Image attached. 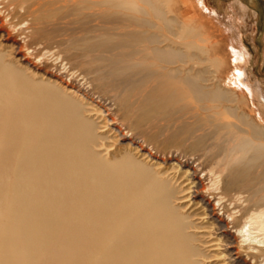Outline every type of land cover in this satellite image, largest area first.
I'll return each mask as SVG.
<instances>
[{
    "label": "bare ground",
    "instance_id": "6f19581e",
    "mask_svg": "<svg viewBox=\"0 0 264 264\" xmlns=\"http://www.w3.org/2000/svg\"><path fill=\"white\" fill-rule=\"evenodd\" d=\"M28 1L5 0L2 4L5 9L12 7L15 19L18 10L33 9L35 13L50 7L53 0L43 1L39 9L26 6ZM145 1L154 8L155 18L164 20L160 7ZM120 6L128 12L124 16L127 20L152 23L147 13H142L145 18L141 19L131 15V10L136 12L131 2H120ZM150 39L154 54L145 55L140 62L148 63L157 55V63L148 64L166 69L168 64L184 61L186 54L175 46L159 48L168 41L166 34L154 33ZM142 45L138 52L143 55ZM186 45L196 46L192 42ZM171 53L174 58H170ZM171 73L182 72L178 67ZM205 82L198 75H186L183 83L188 90L170 83L158 100L165 105L182 104L174 111L183 112L193 97L207 112L196 127L200 141L177 144L206 156L204 161L198 158L199 166H186L184 175L193 186L185 190L188 196L182 200L174 178L146 170L130 157L119 162L101 156L95 149L100 139L98 127L85 117L82 106L55 87L23 76L0 55V264H38L61 235L63 250L56 261V254H52V264H199L194 236L188 232L189 216L176 202H193L197 192L192 191L197 183H203L195 178L201 167L203 171L209 169V180L216 182L218 192L211 193L218 205L200 196L198 204L204 215L220 229L245 234L253 243L249 249L254 251L247 256L254 264L264 262V186L249 178L254 167L257 171L264 168V129L238 112L242 101L237 90L226 82L215 88ZM142 104L134 125L148 120L147 113L159 110H147L144 101ZM223 112L238 123L223 122ZM134 144L132 137L128 146ZM168 144L176 146L175 141ZM137 149L146 151L144 144ZM249 150L253 152L250 159L246 155ZM152 154L151 150L145 155ZM176 166L180 168L174 164V170ZM224 236L227 240L235 238L231 232Z\"/></svg>",
    "mask_w": 264,
    "mask_h": 264
},
{
    "label": "rangeland",
    "instance_id": "374dc122",
    "mask_svg": "<svg viewBox=\"0 0 264 264\" xmlns=\"http://www.w3.org/2000/svg\"><path fill=\"white\" fill-rule=\"evenodd\" d=\"M4 1L0 0L3 62L28 79L51 85L80 104L85 117L98 127L100 139L95 149L101 156L119 162L130 157L146 170L174 178V185L181 191L177 196L182 200L188 196L185 190L193 186L184 175L186 166L193 163L199 166L198 158L204 161L206 156L202 152L193 154L177 144L200 141L196 127L202 124L207 112L201 110L193 97L185 104L183 112L174 111L182 104L165 105L162 100L159 103L167 84H180L178 86L188 90L183 83L186 75H198L212 88L226 82L230 89L239 92L242 104L238 112L264 129V31H261L264 29V0H149L160 7L164 20L155 18L154 8L145 0H93L99 2L97 5L84 3V0H53L50 7H42L35 13L33 9L18 10L16 20L12 7L4 8ZM43 1L29 0L26 6L39 9ZM123 1L132 3L136 12L131 10V15L141 19L145 18L142 13H147L154 26L127 20L124 16L128 12L120 8ZM19 20L22 22L16 24ZM253 24L255 29L252 30ZM154 33L168 37L159 48L175 46L186 54L184 61L162 69L159 64L154 67L158 57L153 55L148 60L154 64L152 67L141 63V58L154 51L150 39ZM190 42L196 46L186 45ZM144 43L147 45L143 46ZM140 45L145 48L143 55L138 52ZM170 58H174L172 53ZM175 67H179L180 75L171 73ZM142 101L147 110H159L147 113L148 120L134 125L141 113ZM223 113V122L238 123L230 114ZM2 132L0 129V137ZM232 132L237 131L232 129ZM122 133L125 138L118 137ZM132 137L135 144L131 147L128 144ZM174 141L176 146L168 144ZM142 144L146 151L152 150V157L146 156V151L138 152ZM246 155L250 159L253 152L249 150ZM174 164L180 168L176 166L174 170ZM202 169L204 167L195 176L203 183H197L192 191L197 192L193 194V202H176L177 206L181 205V212L189 216L188 232L194 236L193 244L198 250L195 260L199 264H254L247 256L254 253L249 249L253 243L245 234L220 229L204 215L202 205L198 204L200 196L218 205L211 195L218 192L216 182L209 180V169ZM257 170L256 167L250 170L249 178H255L264 186V168ZM230 232L235 238L227 240L224 235ZM61 242L64 235L46 249L38 264L48 261L52 264V254H56V261L63 250Z\"/></svg>",
    "mask_w": 264,
    "mask_h": 264
},
{
    "label": "crops",
    "instance_id": "0c3cea01",
    "mask_svg": "<svg viewBox=\"0 0 264 264\" xmlns=\"http://www.w3.org/2000/svg\"><path fill=\"white\" fill-rule=\"evenodd\" d=\"M263 3H264V2H263ZM254 25H255V24H253L252 26H250V27L252 28V30L255 29V28H254ZM261 31L263 32L264 29L261 28ZM263 36H264V35L262 34V37H263ZM263 40H264V37H263ZM240 54H241V53H240ZM242 54H243V53H242ZM241 59H243V58H241ZM241 59H239V60H241Z\"/></svg>",
    "mask_w": 264,
    "mask_h": 264
}]
</instances>
